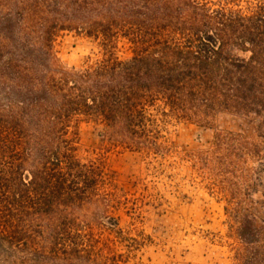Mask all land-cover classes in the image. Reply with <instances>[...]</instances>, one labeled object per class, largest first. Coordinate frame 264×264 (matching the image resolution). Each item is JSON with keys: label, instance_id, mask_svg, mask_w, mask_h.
I'll list each match as a JSON object with an SVG mask.
<instances>
[{"label": "trees", "instance_id": "16d2710c", "mask_svg": "<svg viewBox=\"0 0 264 264\" xmlns=\"http://www.w3.org/2000/svg\"><path fill=\"white\" fill-rule=\"evenodd\" d=\"M5 24L0 264H120L141 245L118 227L120 196L102 164L76 156L81 123L155 159L169 152L171 122L228 113L246 118L264 145V0H20ZM65 30L96 42L102 56L61 67L52 49ZM122 41L125 60L114 53ZM213 146L192 155L210 179L229 174L228 157L261 156L240 134L217 133ZM236 218L237 264H264V225Z\"/></svg>", "mask_w": 264, "mask_h": 264}, {"label": "rangeland", "instance_id": "374dc122", "mask_svg": "<svg viewBox=\"0 0 264 264\" xmlns=\"http://www.w3.org/2000/svg\"><path fill=\"white\" fill-rule=\"evenodd\" d=\"M19 1L0 0V36ZM235 1L247 7L251 0ZM52 52L66 70L80 69L103 54L96 42L66 30L59 32ZM114 53L123 60L131 56L123 41ZM77 132V158L102 164L107 181L120 196L121 204L113 214L118 227L141 242L120 264H237L242 243L236 217L249 215L264 225L263 140L242 116L220 113L207 124L171 122L169 152L155 159L109 145L103 140L102 125L92 121L81 123ZM228 132L242 135L261 156L228 157L223 165L229 174L210 179L192 155L212 151L214 136ZM230 207L238 208V214ZM124 245L116 244L118 253L126 251Z\"/></svg>", "mask_w": 264, "mask_h": 264}]
</instances>
